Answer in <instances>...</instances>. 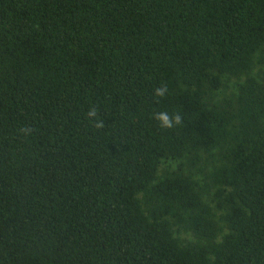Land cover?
<instances>
[{
    "label": "trees",
    "instance_id": "trees-1",
    "mask_svg": "<svg viewBox=\"0 0 264 264\" xmlns=\"http://www.w3.org/2000/svg\"><path fill=\"white\" fill-rule=\"evenodd\" d=\"M0 264H264V0H0Z\"/></svg>",
    "mask_w": 264,
    "mask_h": 264
},
{
    "label": "clouds",
    "instance_id": "clouds-1",
    "mask_svg": "<svg viewBox=\"0 0 264 264\" xmlns=\"http://www.w3.org/2000/svg\"><path fill=\"white\" fill-rule=\"evenodd\" d=\"M158 94L162 95L163 92L162 90H157ZM156 119H158L163 127H171L173 124V120L169 118V116L166 113H158L156 115ZM175 123L179 124L180 123V117L176 116L175 117Z\"/></svg>",
    "mask_w": 264,
    "mask_h": 264
}]
</instances>
